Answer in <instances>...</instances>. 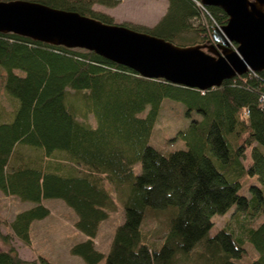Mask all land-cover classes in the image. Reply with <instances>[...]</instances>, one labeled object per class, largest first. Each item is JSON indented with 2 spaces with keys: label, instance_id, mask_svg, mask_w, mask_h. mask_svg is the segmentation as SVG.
<instances>
[{
  "label": "trees",
  "instance_id": "obj_1",
  "mask_svg": "<svg viewBox=\"0 0 264 264\" xmlns=\"http://www.w3.org/2000/svg\"><path fill=\"white\" fill-rule=\"evenodd\" d=\"M34 1L115 23L93 9L111 0ZM168 1L153 27H130L186 46L209 42L228 21L221 7ZM0 77V191L33 203L7 223L22 243L32 244L33 222L58 198L86 236L70 248L86 264H243L246 240L256 250L247 264H264V69L200 89L93 50L0 32ZM167 100L188 123L179 132L186 147L165 154L150 139ZM118 205L124 221L104 252L96 237ZM233 206L240 231L228 224L212 234L213 215ZM0 264L55 263L9 246Z\"/></svg>",
  "mask_w": 264,
  "mask_h": 264
},
{
  "label": "water",
  "instance_id": "obj_2",
  "mask_svg": "<svg viewBox=\"0 0 264 264\" xmlns=\"http://www.w3.org/2000/svg\"><path fill=\"white\" fill-rule=\"evenodd\" d=\"M228 15L212 42L177 45L122 23L34 0H0V32L56 45L85 48L125 64L143 76L207 89L225 79L264 69V0H200Z\"/></svg>",
  "mask_w": 264,
  "mask_h": 264
},
{
  "label": "rangeland",
  "instance_id": "obj_3",
  "mask_svg": "<svg viewBox=\"0 0 264 264\" xmlns=\"http://www.w3.org/2000/svg\"><path fill=\"white\" fill-rule=\"evenodd\" d=\"M113 3L97 2L93 9L97 12L112 15L115 23H122L136 28L153 27L167 12L168 0H111ZM206 18L202 15L200 19H193L197 25L205 23ZM3 97H2V95ZM0 96L5 99L0 77ZM181 108L174 103L165 101L163 109L160 111L159 118L155 124L150 144L168 154L180 148H185V139L179 132L185 127L188 121L183 116ZM185 119V120H184ZM91 121L95 122L91 116ZM248 159L251 160V153L248 152ZM216 162V159H214ZM135 170L140 171V163L135 165ZM257 181V180H256ZM258 182V181H257ZM242 192H246L243 189ZM50 208V214L33 222L31 227L32 244L30 246L22 243L10 230L7 225L15 215L33 205L30 201H22L16 196L6 195L0 191V248L14 247L19 256L32 260L39 255L47 257L55 264H86L79 255L70 252L73 244L83 240L86 236L76 228L74 222L77 218L74 210L65 201L52 198L45 201ZM236 206L231 207L226 213L214 214V225L211 233H215L218 228L224 225H231L236 231H240L238 217L233 216ZM237 218V219H236ZM124 221V208L118 205L109 218L104 220L99 228L96 237V246L104 252H108L114 231L118 224ZM153 224V223H152ZM247 252L238 262L247 264L256 254V250L249 240L245 241ZM99 264H104V260Z\"/></svg>",
  "mask_w": 264,
  "mask_h": 264
},
{
  "label": "built area",
  "instance_id": "obj_4",
  "mask_svg": "<svg viewBox=\"0 0 264 264\" xmlns=\"http://www.w3.org/2000/svg\"><path fill=\"white\" fill-rule=\"evenodd\" d=\"M260 101L262 103V106L264 107V93L261 94Z\"/></svg>",
  "mask_w": 264,
  "mask_h": 264
},
{
  "label": "flooded vegetation",
  "instance_id": "obj_5",
  "mask_svg": "<svg viewBox=\"0 0 264 264\" xmlns=\"http://www.w3.org/2000/svg\"><path fill=\"white\" fill-rule=\"evenodd\" d=\"M211 42L213 41V40H210Z\"/></svg>",
  "mask_w": 264,
  "mask_h": 264
}]
</instances>
